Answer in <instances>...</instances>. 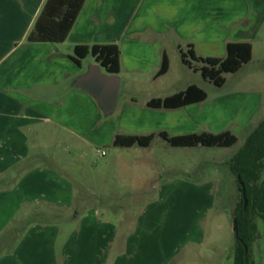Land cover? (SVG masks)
I'll use <instances>...</instances> for the list:
<instances>
[{"label":"crops","instance_id":"1","mask_svg":"<svg viewBox=\"0 0 264 264\" xmlns=\"http://www.w3.org/2000/svg\"><path fill=\"white\" fill-rule=\"evenodd\" d=\"M46 1L0 0V240L16 234L0 244V264H166L185 244L199 251L202 221L215 204L212 185L163 184L132 216L109 202V190L92 185V176L77 179L47 143L75 150L116 146L118 135L220 133L233 125L244 132L264 108V74L251 72L258 48L264 51V0H86L64 42H29ZM230 42L252 45L245 79L256 89L213 99L207 93L177 109L147 106L190 85L204 90L193 80L174 87L164 79L173 54L185 67L181 53L190 46L201 57H224ZM94 44L120 49L122 123L112 129L95 98L74 86L97 63L88 55L77 64L74 49ZM164 54L169 70L157 77ZM237 103L242 110L224 124L223 109ZM51 157L56 165L44 161Z\"/></svg>","mask_w":264,"mask_h":264},{"label":"rangeland","instance_id":"2","mask_svg":"<svg viewBox=\"0 0 264 264\" xmlns=\"http://www.w3.org/2000/svg\"><path fill=\"white\" fill-rule=\"evenodd\" d=\"M172 56L171 73L164 79L174 87L193 80L199 83L212 99L226 97L238 90L257 88L252 84L249 85L245 79L249 76V68L247 69L248 66L245 64L235 73H225L224 85L216 86L210 80L205 79L199 71L195 72L189 67H184L177 54ZM91 57L89 56L84 63L87 64ZM252 65L251 72L264 74V51L260 48L257 50ZM234 106L228 110L223 109L227 115L224 124L231 122L242 110L241 103L234 104ZM119 112L120 108L110 116H105L101 112V122L107 123L111 129L119 126L121 122L117 120ZM263 117L264 108L249 125L250 129L255 128ZM246 129L244 132H239L236 126L231 127L230 130H235L238 136L237 143L232 147L201 145L190 148L174 147L158 133H155V138L148 147L139 145L120 147L112 143H95L73 150L66 149L63 143H47V145L49 152L54 154L57 160L68 163L77 179L83 178L84 180L92 176L94 178L92 185L103 186L104 190H109V202L119 209L125 206L132 214L136 213L132 215L136 217L148 202L156 200L163 184L169 183L176 187L174 182L182 180L199 186L212 185L215 204L202 221L200 232L203 243L199 251L196 250L195 245L185 244L181 247L182 255L170 259L166 264H233L232 250L236 243L233 231L234 211L241 201L242 193L238 189L236 176L230 170V160L243 145L248 132ZM61 141H64L63 138ZM44 161L56 165L52 157ZM262 178L264 179V172ZM131 191H139V196L131 195ZM123 192L125 196L117 197ZM192 207L191 201L190 208ZM255 221L258 225V233L256 240L252 243L251 252L256 264H264V223L258 218ZM188 228L189 232L193 231L191 226ZM198 255L200 256L197 257Z\"/></svg>","mask_w":264,"mask_h":264},{"label":"trees","instance_id":"3","mask_svg":"<svg viewBox=\"0 0 264 264\" xmlns=\"http://www.w3.org/2000/svg\"><path fill=\"white\" fill-rule=\"evenodd\" d=\"M86 0H47L35 25L29 33V42H64L77 17L79 16ZM73 60L79 64L88 55H92L105 72L119 74L120 49L116 44L77 45L74 49ZM252 45L248 42H230L227 44L224 57L198 56L192 46L187 52L181 53L183 63L189 68L199 71L201 75L213 82L216 86H223L225 73H235L252 59ZM193 62L200 63L194 65ZM169 70V58L163 56L161 67L157 77L164 75ZM207 92L196 85H190L185 90L164 97L153 98L147 106L156 109H177L207 99ZM246 129V138L243 145L230 160V170L236 176L238 189L242 193L241 184L245 187L247 206L244 198L234 211V217L238 220L239 239L232 250L233 264H256L252 256L251 246L257 238L258 225L256 218L264 223V117L258 125ZM160 136L174 147H232L238 141L236 135L226 130L220 133L202 132L180 136H171L166 132ZM155 134L149 135H118L114 144L121 147L139 145L147 147L151 144ZM15 232L0 240L5 245L6 240L15 239Z\"/></svg>","mask_w":264,"mask_h":264},{"label":"water","instance_id":"4","mask_svg":"<svg viewBox=\"0 0 264 264\" xmlns=\"http://www.w3.org/2000/svg\"><path fill=\"white\" fill-rule=\"evenodd\" d=\"M102 68L99 63L89 64L87 70L76 78L74 86L90 93L98 102L103 114L110 116L116 111L121 77L119 74L104 72ZM241 189L246 208L247 197L243 184H241ZM233 223L235 238L239 239L238 220L236 217H234Z\"/></svg>","mask_w":264,"mask_h":264},{"label":"built area","instance_id":"5","mask_svg":"<svg viewBox=\"0 0 264 264\" xmlns=\"http://www.w3.org/2000/svg\"><path fill=\"white\" fill-rule=\"evenodd\" d=\"M104 154V152H102Z\"/></svg>","mask_w":264,"mask_h":264}]
</instances>
